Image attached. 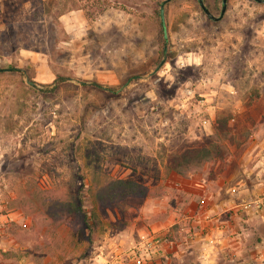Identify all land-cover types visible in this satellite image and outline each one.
<instances>
[{
	"label": "rangeland",
	"instance_id": "rangeland-1",
	"mask_svg": "<svg viewBox=\"0 0 264 264\" xmlns=\"http://www.w3.org/2000/svg\"><path fill=\"white\" fill-rule=\"evenodd\" d=\"M166 1L0 0V70L27 77L0 75V264H264V4L227 0L220 18L223 0H203L214 21L199 0ZM202 147L212 160L168 169ZM108 179L149 196L97 207L90 239L75 219L8 209L82 183L94 203ZM232 202L235 219L208 213ZM224 219L239 227L230 252L200 232Z\"/></svg>",
	"mask_w": 264,
	"mask_h": 264
},
{
	"label": "trees",
	"instance_id": "trees-1",
	"mask_svg": "<svg viewBox=\"0 0 264 264\" xmlns=\"http://www.w3.org/2000/svg\"><path fill=\"white\" fill-rule=\"evenodd\" d=\"M204 3V2H203ZM164 4L161 6L163 7ZM160 15V12H159ZM161 31L166 38V29L160 20ZM166 39H164L165 41ZM14 74L19 75L23 79H27L24 71L19 68L1 69L0 75ZM65 83L63 77H59L52 85H40L42 94H52L61 88ZM103 89L102 85H97ZM35 83H30V88L34 89ZM50 88V89H49ZM110 89H106L108 91ZM210 152L205 147L193 150H186L179 156L170 155L167 167L170 171L177 174H184L193 168H198L202 164L209 162ZM193 162H197L193 165ZM86 185H82L77 190L76 196H67L52 189H41L34 187L29 191H23L17 197L10 201L8 209L12 211H21L27 216H31L34 220L42 221L45 225H54L56 227L69 225L74 219L82 226L86 236L90 239L96 233L102 231L103 221L101 220L98 209H106L113 206L114 203H121L128 198L143 199L149 196L147 186L130 181V180H105L101 186H97L94 192V203L85 194ZM93 190V189H92ZM93 192V191H92Z\"/></svg>",
	"mask_w": 264,
	"mask_h": 264
},
{
	"label": "crops",
	"instance_id": "crops-1",
	"mask_svg": "<svg viewBox=\"0 0 264 264\" xmlns=\"http://www.w3.org/2000/svg\"><path fill=\"white\" fill-rule=\"evenodd\" d=\"M232 189L234 188H230L229 191H231ZM229 206H232V209L234 208L233 218L235 219L237 217V212L239 208H237V206H235L233 202L229 203V205L225 204L224 206H223V203H221L218 205V207H221L222 209L221 208L215 209L214 207H212L208 211V213L213 214L216 211L219 212L220 210H224L225 212H227L226 209H228ZM224 220H225L224 223L220 225H215V226L212 225L211 222L208 224L204 223L202 227L200 228V232H203L204 234H206L207 238H211V236L214 233H216L218 241L221 245V248H224V249L226 248L225 251L230 252L231 247H235V250L237 249L236 237H237V234L239 233V227L236 224V222L227 221L226 219Z\"/></svg>",
	"mask_w": 264,
	"mask_h": 264
},
{
	"label": "water",
	"instance_id": "water-1",
	"mask_svg": "<svg viewBox=\"0 0 264 264\" xmlns=\"http://www.w3.org/2000/svg\"><path fill=\"white\" fill-rule=\"evenodd\" d=\"M171 0H167L165 3L170 2ZM258 3H262L264 4V0H255ZM199 3L201 5V7L203 8V10L205 11V13L208 15V17L214 21L219 20L220 18H222V16L224 15L225 11H226V5H227V0H223L222 5H223V9H222V13H221V17L219 19L214 18L209 12L208 10H206L203 0H199ZM161 15H163V11H161Z\"/></svg>",
	"mask_w": 264,
	"mask_h": 264
}]
</instances>
